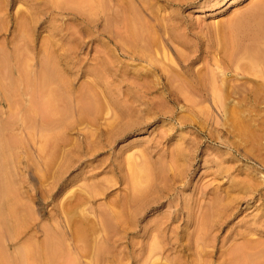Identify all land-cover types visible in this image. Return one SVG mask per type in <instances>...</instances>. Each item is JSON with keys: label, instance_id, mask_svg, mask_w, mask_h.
I'll list each match as a JSON object with an SVG mask.
<instances>
[{"label": "rangeland", "instance_id": "rangeland-1", "mask_svg": "<svg viewBox=\"0 0 264 264\" xmlns=\"http://www.w3.org/2000/svg\"><path fill=\"white\" fill-rule=\"evenodd\" d=\"M62 1L0 0V264H264V0Z\"/></svg>", "mask_w": 264, "mask_h": 264}, {"label": "bare ground", "instance_id": "bare-ground-1", "mask_svg": "<svg viewBox=\"0 0 264 264\" xmlns=\"http://www.w3.org/2000/svg\"><path fill=\"white\" fill-rule=\"evenodd\" d=\"M2 1H3V0H2ZM7 1H8V0H7ZM25 1H29V2H31V3L34 4L36 7L41 8L42 10H43V8H42L43 5L45 4L44 0H25ZM59 1H60V0H59ZM59 1L57 0V2H59ZM76 1H77V0H75V1H73V0H69V1H67V0H66V2H76ZM82 1H84L85 5H86V2H87L88 5H91V6H92V7H90V10H91V8L94 7V5H93V4H94V3H93V0H86V1H85V0H82ZM82 1L80 0V2H82ZM99 1H100V0H99ZM62 2H63V1L61 0L59 3L61 4ZM64 2H65V1H64ZM66 2H65V3H66ZM103 2H104V1H103ZM7 3H8V2H7ZM47 3H48V2L46 1V5H47ZM52 3H53V2H52ZM54 3H56V2H54ZM65 3H64V4H65ZM77 3H79V0L77 1ZM84 3L82 2L81 4L84 5ZM125 3H126V2H125ZM1 4H2V3H1ZM60 4H58V6H59ZM62 4H63V3H62ZM62 4H61V6H62ZM67 4H69V3H67ZM67 4H66V5H67ZM73 4H74V3H73ZM73 4L70 3L68 6H71V7H72V6L75 5V4H74V5H73ZM103 4H104V3H103ZM103 4H102V8H103ZM7 5H8V4H7ZM55 5H56V4H55ZM78 5H80V4H77V6H74V7H77V8L80 9V6H81V5H80L79 7H78ZM11 6H12V5H11ZM11 6H10V7H11ZM56 6H57V5H56ZM64 6H65V5H64ZM99 6H100V5H99ZM82 7H83V6H82ZM86 7H87V6H86ZM86 7H85V8H86ZM88 7H89V6H88ZM88 7H87V9H88ZM3 8H4V7H3ZM99 8H100V7H99ZM1 9H2V8H1ZM41 9H40V10H41ZM44 9H45V8H44ZM83 9H84V7H83ZM90 10H88V11H90ZM92 10H93V9H92ZM91 12H92V11H91ZM27 13H28V12H27ZM40 13H41V12H40ZM92 13H93V12H92ZM94 13H95V12H94ZM5 14H6V13H4V15H5ZM41 14H42V13H41ZM11 15H12V14H11ZM90 15H91V13H90ZM92 15H93V14H92ZM13 17H14V16H13ZM44 18H45V17H43V16H39V18H38V20H37V23H39V24H38L39 26H40V24H42V23L44 22ZM12 19H13V18H12ZM263 19H264V18H263ZM127 20H129V19H127ZM131 22H132V21H131ZM131 22H130V23H131ZM133 22H134V21H133ZM133 22H132V23H133ZM22 24H25V23H22ZM22 24H21V26H20V23L17 24L18 29H19V27L21 28V27L23 26ZM130 26L133 27L132 24H129V27H130ZM23 27H24V26H23ZM27 27H28V26H27ZM29 27H30V26H29ZM29 27H28V28H29ZM133 28L136 30V32H135V30L133 31ZM133 28H132V30H131L132 33L135 32V33H136V36L138 37V35H137V31H138L140 28H139V29H136V27H133ZM137 28H138V27H137ZM20 30H21V29H20ZM22 30H24V29H22ZM140 30H141V29H140ZM140 30H139V31H140ZM141 31L143 32V30H141ZM19 32H20V31H19ZM139 33H140V32H139ZM144 34H145V33H144ZM140 35H142V37H141V39H142V38H143V33H140ZM132 36H133V35H132ZM128 37H129V36H128ZM132 38H133V37H132ZM134 38H135V37H134ZM145 38H147V37H145ZM20 39H21V38H20ZM136 39H137V38H136ZM148 39H149V38H148ZM151 39H152V37H151ZM142 40H144V39H142ZM142 40H141V41H142ZM146 40H147V39H146ZM144 41H145V40H144ZM154 41H155V40H154ZM148 42H149V40H148ZM145 43H147V42H145ZM128 44H129V43H128ZM147 44H148V43H147ZM132 45H133V44H132ZM129 47H130V46H129ZM139 47H140V46H139ZM17 48H18V47H17ZM133 48H135V47L133 46ZM20 49H22V48H20ZM247 49H248V48H247ZM132 50H133V49H132ZM139 50H140V49L138 48L137 51H139ZM128 51H129V50H128ZM251 51H252V50H251ZM15 52L17 53V49H16V51L14 50V53H15ZM21 52H22V51H21ZM142 52H143V51H142ZM130 54H131V53H130ZM14 55H16V54H14ZM142 55H143V54H142ZM0 63H1V61H0ZM5 63H6V61H5ZM1 64H2V63H1ZM6 64H7V63H6ZM3 68H4V67H3ZM4 70H5V69H4ZM26 71H28V70H26ZM26 71H25V74H26V76H27L28 72L26 73ZM47 71H48V70H47ZM47 71H46V69H45V72H46V73H48ZM6 72H7V71H6ZM23 72H24V71H23ZM43 72H44V71H43ZM46 73H44V74H46ZM1 74H2V73H1ZM143 74H144V73H142L141 75L143 76ZM145 74H146V73H145ZM145 74H144L143 77H146ZM148 74H149V73H148ZM152 74H153V73H152ZM22 75H23V74H22ZM47 75H48V77H49V73H48ZM47 75H45V76L43 75L42 78H46ZM136 75H137V74H136ZM153 75H154V74H153ZM26 76H25L24 80L26 79ZM33 76H35V75H33ZM40 76H41V75H40ZM149 76H150V75H148L147 77H149ZM21 77H22V76H21ZM35 77H36V76H35ZM48 77H47L46 79H44V80L42 79V80H43L44 82H47ZM28 78H29V75H28ZM38 78H39V77H38ZM38 78H37V79H38ZM40 78H41V77H40ZM50 78H51V77H49V81L51 82ZM150 78H152V77H150ZM22 79H23V78H22ZM33 79H35V78H33ZM213 79H214V78H213ZM221 79H223V78H221ZM42 80L40 79V81H42ZM36 81H37V80H36ZM43 81L40 82V84L38 83L39 86L42 85ZM220 81H221V80H220ZM220 81H219V82H220ZM226 81H227V80H226ZM29 82H30V81H29ZM50 82H47L46 84L44 83V84L42 85V87L44 88V85H45L46 87H47V85H49L48 87L50 88V87H51V84L53 83V82H51V83H50ZM0 83L2 84L3 82L0 81ZM23 83H25V82H23ZM27 83H28V82H27V80H26V84H27ZM157 83H158V82H157ZM221 83H222V82H221ZM1 84H0V87H1ZM8 84H9V83H8ZM11 84H12V83H11ZM33 84H34V83H33ZM36 84H37V82H36ZM38 84H37V85H38ZM155 84H156V83H155ZM159 84H160V82H159ZM24 85H25V84H24ZM167 85H168V84H167ZM221 85H223V84H221ZM221 85H220V86H221ZM2 86H3V85H2ZM6 86H7V85H6ZM6 86H5V87H6ZM52 86H53V85H52ZM150 86H151V85H150ZM152 86H153V85H152ZM213 86H214V84H213ZM42 87H40V88H42ZM46 87H45V88H46ZM53 87H54V86H53ZM53 87H51V88H53ZM214 87H215V86H214ZM32 88H33V86H32ZM45 88H44V89H45ZM148 88H149V87H148ZM168 88H169V86H168ZM168 88H167V89H168ZM5 89H6V88H5ZM5 89H4V87H3V90H5ZM7 89H8V88H7ZM7 89H6V92H7ZM37 89H39V87H38ZM44 89H43V90H44ZM220 89H221V88H220ZM14 90H15V89H14ZM45 90H46V89H45ZM45 90H44V91H45ZM165 90H166V89H165ZM32 91H33V90H32ZM38 91H39V90H38ZM47 91H48V90H47ZM49 91L51 92L52 90L49 89ZM53 91H54V90H53ZM149 91H150V90H149ZM169 91H171V89H170ZM12 92H13V91H12ZM22 92H23L24 95H27V91H26V90H24V91H22ZM35 92H36V90H34V91L31 93L32 96H33V93H35ZM41 92H43V91H41ZM45 92H46V91H45ZM45 92H43V94H44ZM171 92H172V91H171ZM17 93H18V92H17ZM37 93L39 94V92H37ZM53 93H55V92H53ZM53 93H52V94H53ZM146 93H147V92H146ZM8 94H9V93H8ZM31 94H30V96H31ZM38 94H36V95H37L36 97L40 96L42 93H41L40 95H38ZM45 94H46V93H45ZM48 94H50V93L48 92ZM48 94H47V95H48ZM144 94H145V93H144ZM15 95H16V94H15ZM47 95H46V96H47ZM50 95H51V94H50ZM50 95H48V97H49ZM55 95H56V97H54ZM58 95H59V94H58ZM88 95H89V94H88ZM43 96H44V95H43ZM54 96L51 97V100H52L51 103H47V102L44 100V99L46 98L45 96H44L43 98L40 96V98H41V99H40V102H41V100L43 99V100H44V104L46 105V106L43 105V107H42V104H43V103H42V104L40 103L41 105H38L39 107H36V105L39 104V103H37L38 101H36L37 98H36V99H33V98H32V99L34 100V102L36 101L35 104H34V102H32L33 100H32L31 97H30V101H31V102L33 103V105H34V106L31 105V103L29 102L30 105H31L30 108L33 107V108L36 110V108L39 109L40 106H41L42 110H45L46 108L44 109V107H47V106H49L50 104L52 105L54 99H56V98H57L56 100H57V102H58L59 98L61 97V96H60V97H59V96L57 97V94H54ZM62 96H64V95L62 94ZM129 96H132V95H129ZM169 96H170V95H169ZM16 97H17V96H16ZM48 97L46 98V100L49 102L48 99H50V97H49V98H48ZM91 97H92V96H91ZM133 97H136V96H133ZM8 98H9V96H8ZM8 98L6 97V100H7ZM136 98H137V97H136ZM142 98H143V97H142ZM168 98H170V97H168ZM11 99H12V98H11ZM13 99H14V98H13ZM13 99H12V101H13ZM38 99H39V98H38ZM61 99H62V98H61ZM61 99H60V100H61ZM80 99H81V98H80ZM89 99H90V98H89ZM89 99H88V100H89ZM145 99H148V98H147V95H146V98H145ZM8 100H9V99H8ZM19 100H21V99L18 98V101H17V102H19ZM43 100H42V101H43ZM51 100H50V101H51ZM138 100H140V99H138ZM142 100H143V99H142ZM148 100H149V99H148ZM171 100H172V99H171ZM15 101H16V99L14 100V102H15ZM83 101L85 102V100H83ZM91 101H92V100H91ZM93 101H94V100H93ZM93 101H92V103H93ZM9 102H10V101H9ZM9 102H7V103H9ZM14 102H13V104H14ZM54 102H55V101H54ZM80 102H81V101H80ZM84 102H82V107H83V105H84ZM85 103H86V102H85ZM13 104H12V105H13ZM19 104H20V103H19ZM47 104H48V105H47ZM53 104H54V106H55V103H53ZM57 104H58V103H57ZM57 104H56V105H57ZM59 104H60V103H59ZM59 104H58V107H59ZM80 104H81V103H80ZM86 104H87V103H86ZM86 104H85V106H86ZM88 104H89V103H88ZM94 104H95V102H94ZM96 104H97V102H96ZM104 104H105V103H104ZM0 105H3V107H5V106H4V98H3L2 96H0ZM15 105H17V104L15 103ZM102 105H103V104H102ZM13 106H14V105H13ZM19 106H20V105H19ZM54 106H53V109H50L52 106H51V107L49 106L50 108H48V110H50V111L53 110V111H54V109L57 107V106H55V107H54ZM75 106H76V105H75ZM85 106H84V108H85ZM87 106H88V105H87ZM90 106H91V104H89L88 108H89ZM92 106H93V105H92ZM97 106H98V105H97ZM106 106H107V105H106ZM14 107H15V106H14ZM35 107H36V108H35ZM58 107H57V110H56V109H55V110L57 111V114L60 115L59 110H58ZM62 107H63V106H62V104H61V107H59V108L62 109ZM64 107H65V106H64ZM78 107H79V106H78ZM8 108H9L10 110H12L11 107H8ZM28 108H29V107H28ZM41 108H40V109H41ZM91 108H92V107H91ZM93 108L95 109V107H93ZM99 108H100V107H99ZM102 108H103V107H102ZM116 108H117V107H116ZM14 109H15V108H14ZM26 109H27V108H26ZM34 109H33V111H34ZM94 109H93V110H94ZM97 109H98V108H97ZM15 110H16V109H15ZM24 110H25V109H24ZM27 110H29V109H27ZM42 110H40V111H42ZM66 110H67V109H66ZM98 110H99V109H98ZM100 110H101V108H100ZM100 110H99V111H100ZM1 111H2V110H1ZM38 111H39V110H38ZM45 111H46V110H45ZM60 111L62 112V110H60ZM78 111H79V110H78ZM83 111H84V110H83ZM23 112H25V111H23ZM27 112H28V111H27ZM36 112H37V110H36ZM54 112H55V111H54ZM96 112H97V111H96ZM4 113H7V111L4 110ZM15 113H16V112H15ZM15 113H14V114H15ZM30 113L32 114L31 111H30ZM45 113L47 114V112H45ZM49 113H50V112H49ZM51 113H52V111H51ZM62 113H64V111H63ZM62 113H61V114H62ZM65 113H67V112H65ZM17 114H18V113H16L15 115H17ZM23 114H24V113H23ZM23 114H22V115H23ZM28 114H29V113H28ZM28 114H26V117L23 115V116H24L23 118L28 119V118L30 117V116H28ZM31 114H30V115H31ZM34 114H35V111H34ZM42 114H43V115H46V114H44V111L42 112ZM42 114H41V115H42ZM55 114H56V112H55ZM57 114H56V116H57V119H58V115H57ZM35 115H37V114H35ZM35 115H32V117L35 116ZM49 115H50V114H49ZM63 115H65V114H63ZM7 116H8V115H7ZM10 116H11V115H10ZM50 116H51V115H50ZM52 116H53V114H52ZM60 116H61V115H60ZM21 117H22V116H21ZM27 117H28V118H27ZM46 117H47V118L49 117L48 114H47V116H45V120H44V121H45V122H44L45 124H46V121H47V122H48V120L50 121V119H49L50 117L48 118V120H46V119H47ZM33 118H34V117H33ZM42 118H44V117H42ZM52 118H54V117H51V123H53L54 120H55V119H52ZM65 118H66V117H65ZM60 119H61V118H60ZM60 119H58V120H60ZM6 120H7V119H6ZM23 120H24V119H23ZM23 120H22V121H23ZM30 120H31V119H30ZM58 120H57V121H58ZM136 120H137V119H136ZM24 121H25V120H24ZM55 121H56V120H55ZM57 121H56V123H54V125H55V124H58ZM23 123H24V122H23ZM23 123H22V124H23ZM61 123H62V120H61ZM13 124H15V123H13ZM59 124H60V123H59ZM134 124H135V123H134ZM47 125H49L50 127H52V125H51L50 123H49V124L47 123ZM62 125H63V124H62ZM129 125H130V123H129ZM12 126H13V125H12ZM12 126H11V127H12ZM43 126H44V125H43ZM125 128H126V127H125ZM58 132H59V131H58ZM117 134H118V133H117ZM60 135H61V134L59 133V137H60ZM14 136H15V135H14ZM14 138H15V137H14ZM10 139H11V138H10ZM17 139H19V138H17ZM47 139H48V138L46 137V140L44 141L45 143L48 141ZM59 139H60V138H59ZM15 140H16V139H15ZM49 140H50V138H49ZM16 141H17V140H16ZM16 141H14V143H15ZM18 141H19V140H18ZM20 141H21V140H20ZM12 142H13V141H12ZM21 142H22V141H21ZM48 142H49V141H48ZM2 144H3V143H2ZM47 144L50 146V142L47 143ZM45 147L48 148V146H46V144H45ZM50 147H51V146H50ZM50 147H49V149H50ZM49 149H48V150L45 149V150H46V151H49ZM50 150H51V149H50ZM87 150H88V149H87ZM90 151H91V149H90ZM90 151H88V152H90ZM88 152H87V153H88ZM47 155H48V153H47ZM50 156H52V155H50ZM50 160H51V158H50ZM50 162H51V161H50ZM48 163H49V160H48ZM136 163H137V162H136ZM49 164H50V163H49ZM49 164H48V165H49ZM134 164H135V163H134ZM132 166L134 167V165H132ZM136 166H138V163H137ZM133 167H130L131 170H132ZM142 167H143V166H141L140 168H142ZM135 168H136V167H135ZM135 168H134V169H135ZM140 168H138V170H139ZM136 170H137V168L135 169V171H136ZM138 170H137V172H138ZM143 170H144V169H143ZM132 172L135 173V174H136V172H134V170H133V171H131V174H132L133 177H134L133 179H136V180H137L138 178H137V177L135 176V174H133ZM138 173H139V172H138ZM140 174H141V173L136 174V175L141 176ZM143 174H144V172H143ZM129 175H130V174H129ZM47 176H48V175H47ZM139 176H138V177H139ZM130 179H131V177H130ZM130 181H132V180H130ZM138 181H139V180H138ZM138 181H137V182L134 181V182H136V183H134L133 181H132L133 183H132V182H130V183H132L133 186H134L135 184H138ZM140 184H141V182H139V184L136 185V187L139 186ZM133 186H131V188H132ZM141 186H142V185H141ZM141 186H140V187H141ZM136 187L134 186V187L132 188V191H134L133 189H134V188L136 189ZM138 188H139V187H138ZM141 189H142V188H141ZM50 190H51V189H50ZM136 190H137V189H136ZM136 190H135V191H136ZM135 191H134V192H135ZM137 191H138V190H137ZM141 191H142V190H141ZM143 191H144V190H143ZM48 192H49V191H48ZM138 192H140V190H139ZM138 192H136V193L138 194ZM141 193H143V192H141ZM144 193H145V192H144ZM144 193H143V195H144ZM137 194L134 193V195L131 196L132 199H133L134 196H136ZM141 196H142V195H141ZM136 198H137V197H135V199H136ZM138 198H139V195H138ZM128 199H129L130 202H131V199H130V198H128ZM128 199H127L126 202H127V203H130V202H128ZM135 199H134V200H135ZM132 201H133V200H132ZM134 202H135V201H134ZM115 213H116V212H115ZM119 215H123V216H124L123 213H122V214L120 213ZM114 216H116V219H118V220L120 221V219H119V217L117 216V214H114ZM121 217H122V216H121ZM80 218H81V217H80ZM113 218H114V217H113ZM125 218H126V217H124L123 219L125 220ZM78 220H79V219H78ZM88 220H89V219H88ZM102 220H103V219H102ZM125 221H126V220H125ZM77 222H78V221H77ZM77 222H76V223H77ZM85 222H86V221H85ZM122 222H124V221H122ZM89 223H91V221H90ZM120 223H121V222H120ZM83 225H84V224H83ZM88 225H89V224H88ZM77 226H78V225H77ZM77 226L75 227V229H76V230H75V233H76V231H77L78 234L80 235V234H81L80 231L84 232V231H83V230H84L83 228H84V226H86V225H84L83 228H80V227H82V226H80V225H79V227H77ZM90 227H92V226H90ZM78 228H80L81 230L79 231ZM86 228H87V227H86ZM113 228H114V227H113ZM2 229H3V228H2ZM90 230H91V229H90ZM0 232H2V231H0ZM84 233H85V232H84ZM78 234H77V235H78ZM79 235L77 236L78 239H79L80 237H82L81 235H80V236H79ZM82 235L84 236L83 233H82ZM84 237H86V236H84ZM80 239H81V238H80ZM83 239H84V238H83ZM48 241H49V240H48ZM56 241H58V240H56ZM53 242H55L54 239H53ZM53 242H51V243H52V244H51L52 246L50 245V243H49V245H48L47 247H45V245L43 246V247H45V248H44V259H45L46 263H49V262L52 261V256H53V253H54L53 251L55 250V252L57 253V251H58L57 248L59 249V247L61 246V244L58 245L59 242H58V243L55 242V243L58 245V247H57L55 244H54L55 246H53ZM46 243H47V241H46ZM246 244H247V243H246ZM101 245H102V244H101ZM245 246H246V245H245ZM247 246H248V245H247ZM247 246L245 247V249L247 248ZM39 247H40V245H39ZM41 247H42V246H41ZM53 247H55V249H54ZM95 247H96V246H95ZM97 247H98V246H97ZM152 247H153V246H152ZM98 248H99V247H98ZM156 248H157V247H155V249H156ZM243 248H244V247H243ZM36 249H37V248H36ZM64 249H65V248H64ZM26 250H27V248H26ZM56 250H57V251H56ZM96 250H98V249H96ZM233 250H234V249H233ZM233 250H230V251L228 250V251L231 252V251H233ZM240 250H241V249H239V248L236 249V250H234V251H233V255H232V252H231L230 255H229V254H228V255L226 254L227 256H230V257L228 258V261L230 260V261H229L230 264H232V263H233V264H237V261H238V260H239V261H240L241 259L244 260V258H241V257H240V255L242 254V253L240 252ZM243 250H244V249H243ZM247 250H248V249L244 250L245 252H244V251H243V252L246 253ZM33 251H34V249H33ZM36 251H37V250H36ZM228 251H226V252L229 253ZM64 252H65V251H64ZM226 252H225V253H226ZM249 252H250V251H249ZM249 252L246 253V255H247L248 258H249V256H250V255H249ZM251 252H252V251H251ZM254 252H255V251H254ZM254 252H253V253H254ZM59 253H61V250H60L57 254L60 255ZM105 253H106V251H105ZM225 253H223V254H225ZM240 253H241V254H240ZM257 253H258V255H261V254H260L261 251H260V253H259V252H257ZM28 254H29V253H28ZM255 254H256V252H255ZM36 255H37V254H36ZM39 255H40V254H39ZM198 255H200V254H198ZM204 255H205V254H204ZM231 255H232V256H231ZM256 255H257V254H256ZM27 256H28V255H27ZM29 256H30V255H29ZM33 256H34V255H33ZM56 256H57V255H55V256H53V257H56ZM67 256H69V255L66 254V257H67ZM13 257H14V256H13ZM37 257H38V256H37ZM57 257H58V256H57ZM57 257H56V258H57ZM64 257H65V255H64ZM66 257H65V258H66ZM199 257H201V256H199ZM253 257H255V256H253ZM7 258H8V257H7ZM59 258H60V257H59ZM61 258H62V257H61ZM65 258H63V259H65ZM239 258H241V259H239ZM0 259H1V258H0ZM8 259H9V258H8ZM24 259H25V258H24ZM32 259H33V258H32ZM39 259H40V257H39ZM179 259H180V258H179ZM198 259H199V258H198ZM223 259H224V258H223ZM226 259H227V258H225V260H226ZM253 259H254V258H253ZM54 260H57V259L54 258ZM72 260H73V262H71ZM74 260H75V259H71L70 262L73 264V263H75ZM155 260H156V259H155ZM180 260H181V259H180ZM180 260H179V261H180ZM251 260H252V258H251ZM255 260H256V259H255ZM4 261H5V263H6V260H4ZM4 261H3V262H4ZM9 261H10V259H9ZM28 261H29V259H28ZM196 261H197V260H196ZM226 261H227V260H226ZM232 261H233V262H232ZM41 262H42V261H41ZM41 262H40V263H41ZM64 262H67V261H64ZM229 262H228V264H229ZM234 262H235V263H234ZM245 262H246V261H245ZM250 262H251V261H249V263H250ZM252 262H253V261H252ZM256 262L258 263L257 260H256ZM27 263H28V262H27ZM57 263H58V262H57ZM67 263H68V262H67ZM67 263H66V264H67ZM194 263H195V262H194ZM243 263H244V262H243ZM249 263H247V264H249ZM8 264H9V263H8ZM52 264H53V263H52ZM152 264H154V263H152ZM197 264H198V263H197ZM224 264H225V263H224ZM238 264H242V263H239V262H238ZM250 264H251V263H250Z\"/></svg>", "mask_w": 264, "mask_h": 264}]
</instances>
